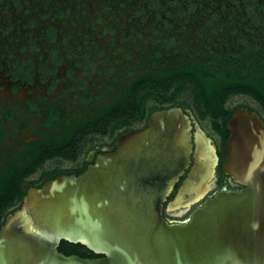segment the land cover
<instances>
[{
  "label": "water",
  "instance_id": "obj_1",
  "mask_svg": "<svg viewBox=\"0 0 264 264\" xmlns=\"http://www.w3.org/2000/svg\"><path fill=\"white\" fill-rule=\"evenodd\" d=\"M192 127L179 105L155 109L81 173L29 186L0 226V264H264V121L233 109L220 165L242 187L210 196L218 156ZM164 202L201 204L188 221L167 222ZM61 240L98 256L67 255Z\"/></svg>",
  "mask_w": 264,
  "mask_h": 264
},
{
  "label": "trees",
  "instance_id": "obj_2",
  "mask_svg": "<svg viewBox=\"0 0 264 264\" xmlns=\"http://www.w3.org/2000/svg\"><path fill=\"white\" fill-rule=\"evenodd\" d=\"M3 3L18 8L21 20L32 24L45 18L40 26H47L51 36L61 32L59 22L65 24L71 13L86 28H100L101 41H82L92 52L85 62L98 73L93 84L99 86L86 96L90 100L95 94L99 107L83 117V136L87 127L103 133L111 128L116 139L129 129L123 125L143 119L142 127L153 110L172 105L194 107L202 117L210 115L223 124L237 106L264 118V0H0ZM122 8L128 15L120 19ZM52 9L54 16L44 15L43 10ZM10 12L5 5L4 13ZM2 15L0 9V20ZM184 93L191 101L181 99ZM235 96L246 99L230 102ZM24 182L13 170L0 176V226L32 186L23 187ZM58 249L67 255L84 249L80 256H98L65 240Z\"/></svg>",
  "mask_w": 264,
  "mask_h": 264
},
{
  "label": "flooded vegetation",
  "instance_id": "obj_3",
  "mask_svg": "<svg viewBox=\"0 0 264 264\" xmlns=\"http://www.w3.org/2000/svg\"><path fill=\"white\" fill-rule=\"evenodd\" d=\"M30 27L33 24L28 19L0 26V176L16 171L25 179L23 187L40 186L58 174L77 175L98 153L113 150L115 142L111 128L103 133L87 127L84 136L80 131L83 117L99 107L95 94L92 99H86L99 87L97 82L96 86L93 84L98 73L85 62L92 52L83 43L84 50L67 46L64 36L58 32L51 36L45 25L41 37L31 38ZM60 37L63 39L59 40ZM184 110L192 118L193 138L198 125L211 139L218 156L215 179L206 196L219 190L240 189L242 185L234 183L221 170L230 134L226 123L207 115L205 125L189 110ZM122 127L140 128L126 124ZM90 135L94 137L88 139ZM199 204L168 210L164 202L161 214L167 222H186ZM81 253L85 250L76 249L70 254Z\"/></svg>",
  "mask_w": 264,
  "mask_h": 264
},
{
  "label": "rangeland",
  "instance_id": "obj_4",
  "mask_svg": "<svg viewBox=\"0 0 264 264\" xmlns=\"http://www.w3.org/2000/svg\"><path fill=\"white\" fill-rule=\"evenodd\" d=\"M4 5H0V9L1 12L3 11V15H2V20H0V23L5 24L7 23V21H9L12 24H18L21 21V17L18 14V8L14 7L11 3H3ZM9 7L10 9V13L5 14L4 13V8ZM8 5V6H7ZM57 9V8H56ZM53 9L50 11H44V15L48 16V13L50 16H54L56 14V10ZM75 13H71L69 18H66V23L62 24L61 22H59V27L61 28V32L60 35L64 36L65 38L63 39L62 37H60L59 40H65V42H67V46H70L71 48H80L81 49H85V46H81L82 41H86L87 43H89L91 40H97V41H101V30L99 29H93L90 30L89 28H86L84 21L81 20V18L79 17V19L75 18ZM119 18L123 19L124 17H126L128 15V11L126 9H121L119 12ZM43 15V16H44ZM42 16V17H43ZM8 18H11V20H9ZM38 19V17H37ZM45 19V18H44ZM44 19H40L39 17V22H37L36 24H33V27H30V31L32 32V37L34 38L36 37L37 39L39 37H41V29L43 28V26H40L42 24L43 21H45ZM76 24V26L74 25ZM77 24L82 25V27H78ZM85 26V27H84ZM25 29V28H23ZM100 35V36H99ZM39 36V37H37ZM61 42H58V44H60ZM84 45V44H83ZM65 49L67 50V48L65 47ZM92 80V79H91ZM181 99H185L187 102L191 101L190 100V95L187 93H184V95H182ZM246 98H243L241 96H235V97H231L230 102L232 101H238V100H245ZM150 100V99H149ZM148 100V101H149ZM187 110H189V112L191 114H193L197 120H200L201 122H203V124L207 125L208 121L207 119H205L204 117H202L199 112L197 110L194 109V107H188ZM143 119H141V122H136L134 124H132L133 126H141ZM131 125V126H132ZM115 134V132L111 133V135ZM94 137V135H90V137L88 139H92ZM13 207V206H12ZM12 207H10L9 209H11Z\"/></svg>",
  "mask_w": 264,
  "mask_h": 264
},
{
  "label": "clouds",
  "instance_id": "obj_5",
  "mask_svg": "<svg viewBox=\"0 0 264 264\" xmlns=\"http://www.w3.org/2000/svg\"><path fill=\"white\" fill-rule=\"evenodd\" d=\"M256 227H258V224L257 225H255Z\"/></svg>",
  "mask_w": 264,
  "mask_h": 264
}]
</instances>
